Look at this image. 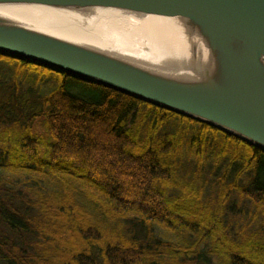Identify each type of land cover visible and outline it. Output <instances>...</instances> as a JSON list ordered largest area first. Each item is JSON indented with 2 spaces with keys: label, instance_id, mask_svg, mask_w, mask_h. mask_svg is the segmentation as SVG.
<instances>
[{
  "label": "trees",
  "instance_id": "trees-1",
  "mask_svg": "<svg viewBox=\"0 0 264 264\" xmlns=\"http://www.w3.org/2000/svg\"><path fill=\"white\" fill-rule=\"evenodd\" d=\"M205 258L264 264V150L0 52V264Z\"/></svg>",
  "mask_w": 264,
  "mask_h": 264
},
{
  "label": "water",
  "instance_id": "water-1",
  "mask_svg": "<svg viewBox=\"0 0 264 264\" xmlns=\"http://www.w3.org/2000/svg\"><path fill=\"white\" fill-rule=\"evenodd\" d=\"M75 14L161 16L169 66L52 34L0 13V52L195 118L264 150V0H0Z\"/></svg>",
  "mask_w": 264,
  "mask_h": 264
},
{
  "label": "bare ground",
  "instance_id": "bare-ground-1",
  "mask_svg": "<svg viewBox=\"0 0 264 264\" xmlns=\"http://www.w3.org/2000/svg\"><path fill=\"white\" fill-rule=\"evenodd\" d=\"M0 13L52 34L145 60L156 68L169 66L159 58L178 46L173 45V31L161 16H133L112 9H95L89 16L40 4L1 6Z\"/></svg>",
  "mask_w": 264,
  "mask_h": 264
},
{
  "label": "rangeland",
  "instance_id": "rangeland-1",
  "mask_svg": "<svg viewBox=\"0 0 264 264\" xmlns=\"http://www.w3.org/2000/svg\"><path fill=\"white\" fill-rule=\"evenodd\" d=\"M153 230L155 235L157 236L161 233V230L156 226L153 227ZM205 264H217V263L212 258H205Z\"/></svg>",
  "mask_w": 264,
  "mask_h": 264
}]
</instances>
